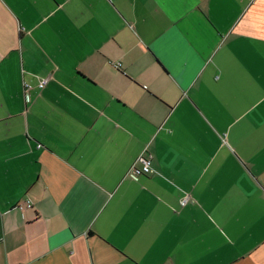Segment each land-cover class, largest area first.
I'll return each instance as SVG.
<instances>
[{"label": "crops", "instance_id": "0c3cea01", "mask_svg": "<svg viewBox=\"0 0 264 264\" xmlns=\"http://www.w3.org/2000/svg\"><path fill=\"white\" fill-rule=\"evenodd\" d=\"M0 264H264V0H0Z\"/></svg>", "mask_w": 264, "mask_h": 264}, {"label": "built area", "instance_id": "2783aa9c", "mask_svg": "<svg viewBox=\"0 0 264 264\" xmlns=\"http://www.w3.org/2000/svg\"><path fill=\"white\" fill-rule=\"evenodd\" d=\"M47 82V79L42 78L38 81V86L39 87H43ZM140 162H141V168L137 169V168H132L130 171L131 176L136 175L138 173H142V174H147L151 171L150 168V158L149 157H140L139 158ZM186 200L182 201V204L185 202ZM27 204H29V202H26Z\"/></svg>", "mask_w": 264, "mask_h": 264}]
</instances>
